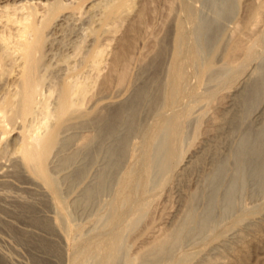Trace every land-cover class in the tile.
Segmentation results:
<instances>
[{
	"label": "bare ground",
	"instance_id": "6f19581e",
	"mask_svg": "<svg viewBox=\"0 0 264 264\" xmlns=\"http://www.w3.org/2000/svg\"><path fill=\"white\" fill-rule=\"evenodd\" d=\"M68 1L50 2L41 20L30 6L32 19L13 47L16 58L7 52L10 42L5 47L0 43V71L15 74L10 80L15 92L0 105V146L4 126L18 125L12 153L5 158L8 154L4 157L0 151V228L21 245L35 246L33 264H231L238 249L257 236L253 226L264 221V202L257 203L264 196V5L245 0V13L238 19V0H200V9L195 0H178L183 14L171 20L168 66L161 57L153 59L138 77L133 74L130 87L118 84L113 94L102 89L92 106L82 110L78 99L85 87L77 77L88 67L86 61L99 59V53L92 55L88 48L86 61L74 64L76 68L55 61L61 88L53 109H48L49 99L39 102V109L38 89L52 67L42 63L43 57L51 61L62 51L71 58L74 50L77 35L65 40L63 28L72 25L78 34L90 28L103 35L128 15L131 0H94L84 12L76 10L87 0ZM116 64L121 66L118 82L125 81L126 64ZM5 85L0 82V89ZM200 86L206 101L218 97L219 86H229L223 92L222 100H227L217 103L218 117L208 114L212 132L185 157L188 130L196 122L191 114L197 105L192 107L203 96ZM36 112L45 113L39 116L49 121L39 122L43 130L34 136ZM150 118L154 122L149 123ZM133 144L139 149L133 150ZM163 181H171V192L176 189L177 207L158 220L143 222L146 226L136 235L152 205L158 207L151 196ZM247 198L256 203L246 207ZM101 205L106 206L98 219L102 228L84 224L79 229L76 222L102 211ZM7 238L0 235L4 243ZM3 249L0 245V264H28Z\"/></svg>",
	"mask_w": 264,
	"mask_h": 264
},
{
	"label": "rangeland",
	"instance_id": "374dc122",
	"mask_svg": "<svg viewBox=\"0 0 264 264\" xmlns=\"http://www.w3.org/2000/svg\"><path fill=\"white\" fill-rule=\"evenodd\" d=\"M191 1L193 2V0H191ZM257 1H258V3H257ZM257 1L255 2L256 4L264 5V0H260V1L257 0ZM50 2L52 4V3H55L56 0H32V1L31 0H23V1L22 0H19V1H16V0H0V43L2 46L5 47V46H7V42H10L8 44V46L9 47L12 46V49L8 48L7 49L8 51L7 50L6 51L7 52L12 51V53H15V54H13V57L18 56V52H14V50H13V47L15 46L14 44H16L17 41H20L24 38L22 36L21 32L24 28L25 23H29V21H31V19H32V14H31L32 9L30 8V6L37 9L38 18H39V20H41L43 18V16H42L43 13H45V11H48V7L50 5L49 4ZM57 2H58V0H57ZM68 2L70 3V2H72V0H69ZM89 2L93 3L94 0H87L85 2L84 1L79 2L80 4H78V5L80 6V9H78L76 11L84 12V10L87 9L86 6L88 5ZM127 4L129 5V6H127V7H129V9L127 8V12H128L127 14L128 15H125L126 17L119 19L116 22L112 23L109 26V28L110 27L111 28L107 29L109 31L108 32L106 31L105 34H103V35H101L99 30L90 29V28L84 30V32L82 34H78V31H76L72 25H71L72 28H71V26H66L63 28L62 35H64L63 37L65 40H67V41L73 40V36L77 35V37L74 38L75 41L72 42L74 45V48H73L74 50H73V53H71V55H72L71 58H66L64 52H62V51H59L55 55L54 59L51 61L48 60V58L50 59V56L49 57L48 56L43 57L42 63H46V64L51 63L50 66H52V67H48L47 70L44 72V75L46 77L47 82L44 83V85L42 86L43 88L41 87V89L40 88L38 89L39 91H38L37 95L40 97L39 98L37 96L38 108L43 105V102H44V104H46L47 99H49L50 103L47 102V106H50V107H48V109L49 110L53 109V107H54L53 104H55V100L58 97V94L60 91L59 89L61 88V84H60L61 82H59L60 79L57 78V76H56V70H55L56 66H53V64L55 65V61L56 60L58 61V59H59L62 62H64L65 64L70 63L71 65L72 64L74 65L77 63L76 65L79 66L80 64H82V62L84 63L86 61V58H84V57L87 55L86 50L88 48H90V54H92V55H97L99 53V56H98L99 59H97V61H99V60L100 61L97 62L95 60L94 61L95 66H94L92 61L90 63L86 61L83 65L84 66L88 65V67H86V69L83 70V72L81 73L82 75H78V77H77V81L82 83V87H85V88H83L84 92H85V93L83 92L84 96L82 94L79 96V99H78L79 100L78 104L82 110H88L92 106L93 100L99 95L100 92L104 91L102 89H105V93L107 92V94H113V93H115V91L118 90L119 85L121 87H130L131 86L130 82H132L134 80V78H136L140 75V69H142V67H144L145 65H148L149 63H151V61L153 59H156V62H157L159 57H161V60H163V63L166 61L165 65L168 66L169 62H167V61L169 60V57H170L169 55H170L172 47H173V45H172L173 40L172 39H173V35H174V28H173L174 26H173L171 20L174 16H176V14L180 15L182 13V6H181L182 3L180 4L178 0H131V1H128ZM193 4H194V6H195V4H197L195 7H198V9H200V7L202 8V5H201L202 3H200V0H199V2H197V0H195V3H193ZM139 10H140L141 14L138 16L137 13L139 12ZM237 12H239V13H237L238 14L237 18L240 19L243 16V14L245 13V0L244 1L238 0ZM9 18L12 19V21H10ZM50 28H48V30H46V33L49 32ZM4 39H6V40H4ZM47 43L48 42H46V44H45L46 46H47ZM164 47L166 49L165 53L164 52L161 53L162 48H164ZM53 52L54 51H52V53ZM16 57H14V58H16ZM84 59H85V61H84ZM18 61H20V58L17 60V62ZM116 63H120V64H124V65L126 64L125 66H127L126 68L128 70L129 75H127V77H126L127 80L125 78L124 79L125 81H122L124 83L118 82L119 79L117 76H119L121 66L117 65ZM160 63H161V61L158 62V64H160ZM76 65H74V68H76ZM118 66H120V67H118ZM117 68H119L118 71H117ZM2 72L4 74H2ZM2 72L0 73V80H1L0 82L3 84L5 83L6 85L3 87V89L2 88L0 89V105L3 104V101L6 100V98L11 94V92L12 93L15 92L14 86L11 83L14 80L13 78H14L15 74L14 73L10 74L7 71H6L7 74L5 73V71H2ZM162 73L163 74L165 73L164 70H162ZM133 74L136 77H134ZM239 75L242 76L243 73L241 72ZM51 76H53V77H51ZM48 77L51 79V81ZM193 77L194 76H192L190 78L191 85H194L197 83L196 78L194 80ZM11 78L13 80H11ZM10 80H11V82H10ZM191 80L192 81L194 80V82H192ZM3 81H5V82H3ZM48 81H49V83H48ZM101 84H102V86H101ZM121 84H124V86H122ZM127 84H128V86H126ZM214 84L216 85L217 83H214ZM117 85H118V88H117ZM48 86L51 87V88L49 87V90H48ZM107 86H109V87H107ZM113 87H115L116 89H114ZM228 87L224 88L222 86H219L217 88V91L219 92V94H217L218 97L216 98L214 95L212 98L209 97L208 101H206L207 95H205L206 91L204 89V86H200L197 88V90H200L201 93H203L202 98L204 97L205 99L203 98V100H201L202 99L201 98L200 99L201 102H199L200 101L199 100L196 103L194 102L195 103V104L193 103L194 105L192 104L193 105L192 109L196 105H197V107L194 108L192 111L191 120L195 119V121H196L195 123H197L199 121L198 122L199 124L196 125L194 123V125L190 129L188 128L189 129L188 133L189 132L190 133L188 134L189 138L187 137V140H186L187 142L185 141V143H184L185 146H184L183 150L185 152L182 150V152H183L182 154H184L185 157L191 155L194 152L195 148L197 147V144L199 142H201L204 137H206L207 133L210 134L212 132V127H213L212 123L207 121L208 120L207 118L209 117L208 114L216 116L217 113L221 110L220 105H218L217 103L221 104V102L223 101L222 102V104H223L227 100V99L226 100H222V99L225 97V94H223V92H225L228 89ZM112 89H114V90H112ZM200 91H199V93H200ZM86 92H87V94H86ZM5 93H7V95ZM201 93H200V95H201ZM41 94H43L44 96ZM51 94H53L52 95L53 97L51 96ZM48 95H50V96H48ZM85 95H86V97H85ZM220 95L221 96L223 95V96L220 97ZM13 98L15 99L16 97H13ZM80 98H81V101H80ZM210 101L212 103H214V105ZM39 102L40 103L42 102L41 103L42 105ZM51 105H52V107H51ZM205 106L207 107V109L205 108ZM216 106L218 108H216ZM210 108H211V110H210ZM208 109L210 111H208ZM217 109H218V111H216ZM205 111H206V113H205ZM215 112H216V114H215ZM40 113L41 112H39V113L36 112V116L34 115V119L36 118V120H34V127H37V128H34L35 132H36V133L33 132L34 136L35 135L37 136V134L39 133L38 132L39 130H43L42 129L43 125L40 123H43L44 120H45V122L49 121L46 117H40L39 116V115L44 116L45 113H43V114L42 113L40 114ZM196 117H197V120H196ZM216 117H218V115ZM153 120L154 119L150 118L149 123H152ZM38 123H39V125H38ZM200 124H201V126H200ZM195 125L198 128H196ZM17 126L18 125H15L13 123H7V125L4 126L5 128H3L6 130L8 129V131L5 130V132L3 133L4 138L2 139L3 142L1 141V146H0V151H2L3 156L4 155L6 156L8 154L6 157L4 156L5 158L9 157V155L12 153V148H13L12 147L13 144H11L12 143V137H13V135H16L15 129L17 128ZM209 129H211V130H209ZM194 130L196 133L193 132ZM3 131L4 130H2V128H0V134H2ZM6 132H8L9 134L8 133L6 134ZM192 135H194V136H192ZM195 136H198V137H195ZM138 140H139L138 138L134 139L135 144H139V143H137ZM188 140H189V142H188ZM197 140H199V141H197ZM189 143H191V144H189ZM187 145L191 149L186 147ZM135 146L136 145L133 144V150L135 149ZM136 147H137V149H139L138 145ZM9 149H11V150H9ZM137 149H136V153H138V151H139ZM135 159L136 158H133L132 162H134ZM130 164H131V162L127 163V165H130ZM163 183H164V185H163ZM163 183H161L159 185L160 187L157 188L158 190L156 189L152 193L153 196H151L152 198L155 197V200L152 203L155 204L156 207L158 206L159 208L157 207L156 208L157 210H156V209H154L155 206L152 205L153 206V207H151L152 213H150V216L153 213L155 215L153 214L154 216H151V217L149 216V218H148L149 220L146 218L145 220H143L141 222V224L139 226L141 228L138 229V231L135 233L136 235H138V232H141L142 229H144L147 222L149 223V221L151 222V220H153V217L154 218L156 217L155 219L158 220L159 218L164 216L165 213H170L171 210L173 211L177 207V206H175L177 204V202H176L177 197H176V192H175L176 189L174 192H173V190H174L173 189L172 190L173 193H172L171 189H170L171 181H168V182L163 181ZM190 186H191L190 188L187 186H184V188L185 189L189 188L188 190H192L194 187L192 185H190ZM160 188L164 189V190H161ZM161 192H163V193H161ZM174 194H175V196H174ZM172 195L174 196V198ZM169 196H170V198H169ZM106 197L104 198L105 199L104 203L109 200V198H108L109 196H106ZM174 199H175V201H174ZM156 200H157V202H159L158 204L156 203ZM246 200L249 204L246 202ZM166 201H168V202H166ZM260 202L261 203L264 202V196H263V198L260 199V201H257V203H260ZM172 203H174V204H172ZM255 203L256 202H253V200H250L249 198L245 199V201H244V205L248 208L253 206ZM101 207L102 208H100V209L102 211L96 212V214H93V216H91V218H88L87 220L86 219H81V220L79 219L80 221H82V222L78 221L80 223L76 222L79 229H84V226H83L84 224H85V228H86V226H92V225L94 226L95 224L98 227L101 226L102 221H98V219L103 218L102 215L106 211V208H105L106 206L104 207V205L103 206L101 205ZM170 207H171V210H169ZM163 209H164V211H163ZM153 210H154V212H153ZM158 210H159V212L161 211L163 213H161V212L159 213ZM260 211H261V209L254 210V211L248 213L247 215H245L244 219L249 218L252 215L258 214ZM100 215H101V217H100ZM160 215H161V217H160ZM92 217H95V219ZM96 219H97V221H96ZM228 221H230V220H228ZM98 222L100 223V225L98 224ZM143 222L146 223L145 226H144ZM61 224L64 225L63 222H61ZM88 224H90V225H88ZM80 226H82L83 228ZM101 228H102V226H101ZM253 228L257 232V236L255 238H252V239L249 238L251 240H249V243H246L245 248H244L245 250L244 249H238V251H239V252L237 251L238 257L236 256V257H233V259H230L231 264H264V221L262 223L258 224L257 226H253ZM0 230H1L0 235H2V236L5 235L6 238L8 237L7 238L8 240L6 241V243L0 241V245L4 248L3 250L12 259L15 258L14 256H16L15 259L21 257L20 259L21 260L23 259L24 262H27L28 264H33L34 258H32V257L36 253L35 246L33 244H31V245L30 244H22L21 245V243L17 240L15 235L12 234L10 231H9L10 233L7 232L5 229H4L5 231H2V227L0 228ZM135 234L133 235L134 238L136 236ZM10 237L11 238L15 237V238L10 240L11 239ZM14 240H17V242ZM12 241L15 244H13ZM15 245H17V247ZM15 247H16L17 251H16ZM235 258H237V259L234 260Z\"/></svg>",
	"mask_w": 264,
	"mask_h": 264
}]
</instances>
